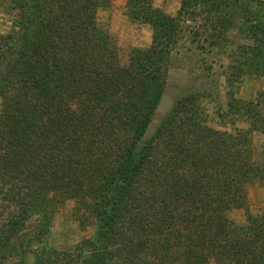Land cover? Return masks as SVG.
<instances>
[{"label": "trees", "instance_id": "obj_1", "mask_svg": "<svg viewBox=\"0 0 264 264\" xmlns=\"http://www.w3.org/2000/svg\"><path fill=\"white\" fill-rule=\"evenodd\" d=\"M108 1L0 0L14 19L0 36V264H264V212L229 217L264 185V145L210 127L200 92L145 140L184 23L202 20L217 47L242 22L254 42L243 65L264 73V0H182L176 17L127 0L128 17L152 29L127 62L98 23ZM243 105L229 107L264 134ZM68 202L94 234L58 250L50 227Z\"/></svg>", "mask_w": 264, "mask_h": 264}, {"label": "rangeland", "instance_id": "obj_2", "mask_svg": "<svg viewBox=\"0 0 264 264\" xmlns=\"http://www.w3.org/2000/svg\"><path fill=\"white\" fill-rule=\"evenodd\" d=\"M182 0H153L154 7L166 15L176 17ZM204 18V17H203ZM182 25L185 30L172 63L168 84L162 100L155 112L145 140L150 139L174 109L181 97L200 92L201 111L207 124L222 132H246L255 151L258 153L264 145V134L253 127L244 116V110L231 112L229 105L244 109L251 106L264 120V73L244 64L245 57L241 47L252 48L254 42L246 36V26L242 22L231 20V28L225 40H215L217 47L204 31L202 20L196 19ZM98 23L107 31L123 62H127L132 51L148 49L152 44V29L149 25L133 22L127 15V0H109L98 11ZM14 30V19L0 10V36ZM218 33H216L217 36ZM219 36V34H218ZM247 69V70H246ZM243 70L244 73H240ZM230 79V84L226 81ZM235 100V101H234ZM235 108V107H234ZM259 119L258 126L264 129V121ZM262 121V122H261ZM263 126V127H262ZM256 129V131H252ZM258 130V131H257ZM74 203L68 202L54 216L50 227L48 246L63 250L73 248L94 234V226H81L77 220ZM264 212V185L256 183L248 190V207L232 211L231 220L237 224L245 223L249 213ZM38 217L29 222L31 233H36L41 224ZM32 260V259H31Z\"/></svg>", "mask_w": 264, "mask_h": 264}]
</instances>
